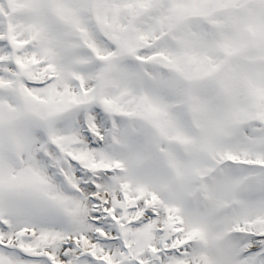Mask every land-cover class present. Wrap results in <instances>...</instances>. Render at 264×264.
<instances>
[{
  "label": "snow or ice",
  "instance_id": "snow-or-ice-1",
  "mask_svg": "<svg viewBox=\"0 0 264 264\" xmlns=\"http://www.w3.org/2000/svg\"><path fill=\"white\" fill-rule=\"evenodd\" d=\"M0 264H264V0H0Z\"/></svg>",
  "mask_w": 264,
  "mask_h": 264
}]
</instances>
